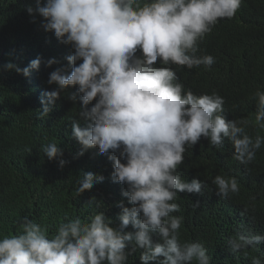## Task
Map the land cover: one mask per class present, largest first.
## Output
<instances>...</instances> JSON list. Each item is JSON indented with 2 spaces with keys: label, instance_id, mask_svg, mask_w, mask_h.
<instances>
[{
  "label": "clouds",
  "instance_id": "1",
  "mask_svg": "<svg viewBox=\"0 0 264 264\" xmlns=\"http://www.w3.org/2000/svg\"><path fill=\"white\" fill-rule=\"evenodd\" d=\"M241 3L36 0L35 8L27 6L29 14L44 18L45 31L73 49L66 57L70 73L65 74V68L50 73L48 83L57 87L41 94L39 116L46 117L61 93L75 86L68 99L76 102L80 94L78 115L88 122L81 127L79 120H71L72 135L82 146L78 155L92 147L108 154L114 169L111 178L126 185L122 196L131 206L118 202V227L110 226L112 221L101 211L89 222L79 217L62 221L52 234L24 216L17 234L0 237V264H126L134 257L142 264H210L203 244L180 241L182 217L173 214L180 211L177 194H203L206 185L218 198H228L239 192L238 181L216 175L211 167L204 180H184L178 168L201 137L217 149L228 138L234 148L230 155L245 177L264 136H250L248 121L235 117L230 100L216 91L197 89L189 74L190 69H210L215 63L208 48L218 42L209 36L218 20L235 16ZM55 62L52 58L46 63ZM40 64L37 57L24 68L12 62L5 67L28 77ZM226 77L216 80L223 89L231 78ZM253 98L255 124L264 129V91L257 89ZM41 151L49 160L63 155L57 143L41 146ZM65 163L59 159L61 167ZM103 180V175L88 171L78 180V192ZM129 226L132 231H126ZM260 243L264 235L254 232L238 233L228 241L232 253ZM252 264L261 260L253 257Z\"/></svg>",
  "mask_w": 264,
  "mask_h": 264
},
{
  "label": "trees",
  "instance_id": "2",
  "mask_svg": "<svg viewBox=\"0 0 264 264\" xmlns=\"http://www.w3.org/2000/svg\"><path fill=\"white\" fill-rule=\"evenodd\" d=\"M44 2L41 0V4ZM29 5L35 8L36 0H0V237L17 234L24 216L47 227L50 234L62 221L79 217L89 222L101 211L112 221L110 226L118 227V202L131 206L122 196L126 185L113 182L112 161L108 154L99 153L98 147L78 155L82 146L72 135L71 120H79L81 127L88 122L78 115L80 94L76 102L68 99L76 87L69 86L49 114L39 116L41 94L57 87L48 83L50 73L57 68L70 73L66 57L73 49L52 31H45L44 18L36 12L29 14ZM209 38L218 42L208 48L215 63L210 69L204 65L190 69L191 81L197 89L225 95L235 117L248 121V134L253 138L257 134L264 136V129L255 124L257 103L253 98L257 89L264 91V0H242L235 16L218 20ZM37 57L41 58L40 67L31 70L28 77L5 67L12 62L24 68ZM52 58L56 62L47 66ZM222 76L231 77L224 89L222 82H216ZM94 103L95 100L88 107ZM50 143L58 144L62 157L49 160L41 151V146ZM232 151L228 138L217 149L201 137L179 166L184 180H204L211 167L216 175L235 177L239 185V192L230 193L228 198H218L205 184L203 194L178 193L175 202L180 211L173 214L182 217L180 241L203 244L210 264H252L253 257L264 264V243L236 253L228 244L238 233L264 235V144L245 177L231 157ZM59 159L66 161L63 167ZM88 171L103 175L104 180L79 193L78 180ZM132 230L131 226L126 229ZM126 264L142 262L134 257Z\"/></svg>",
  "mask_w": 264,
  "mask_h": 264
}]
</instances>
